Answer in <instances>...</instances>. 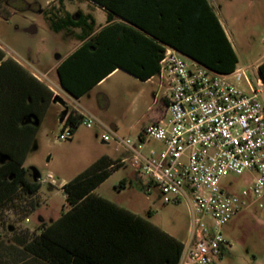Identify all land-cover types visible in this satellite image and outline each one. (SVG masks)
Listing matches in <instances>:
<instances>
[{"label":"trees","instance_id":"1","mask_svg":"<svg viewBox=\"0 0 264 264\" xmlns=\"http://www.w3.org/2000/svg\"><path fill=\"white\" fill-rule=\"evenodd\" d=\"M93 1L106 7L109 19L114 14L126 17L153 38L119 24L97 31L94 16L82 11L49 17L55 32L81 29L78 40L83 43L57 68L62 86L75 98L90 91L116 67H130L128 59L138 58L132 50L128 54L119 52L116 36L120 28L129 38H140L134 42L139 43L141 69L128 72L143 81L158 74L164 45L221 73H231L238 66L239 57L209 0H137L135 6H126L121 0ZM2 58L0 55V61ZM6 62L0 64V72ZM16 65L23 76H14L13 96L8 98L11 102L7 100L0 108V205L12 201L20 190L33 194L41 188V181L32 179L24 163L54 98L46 84ZM259 73L264 81V59ZM65 117L75 131L84 119L73 110H68ZM122 165L120 159L104 155L65 183L68 209L56 220L42 222L39 235L25 247L51 264H178L183 251L181 240L96 193ZM137 174L135 179L144 191V180ZM121 186H126L125 179Z\"/></svg>","mask_w":264,"mask_h":264},{"label":"rangeland","instance_id":"2","mask_svg":"<svg viewBox=\"0 0 264 264\" xmlns=\"http://www.w3.org/2000/svg\"><path fill=\"white\" fill-rule=\"evenodd\" d=\"M210 3L238 54V66H249L255 76L257 65L264 59V0H210ZM22 7L24 10H20ZM79 11H91L98 24L106 20L102 8L82 0H24L23 3L20 0H0V46L39 74V63L54 62L58 55L64 54L78 41L81 32L80 28L55 32L49 17L64 16L66 12L75 15ZM31 26L36 27L35 33L27 31ZM53 76L56 74L51 78ZM48 84L61 93L70 110L81 111L80 105H83L88 114L84 115L72 139L60 140L61 126L56 112L65 109L59 104L47 111L24 163L26 168H37L47 182H41L36 193L20 190L12 201L2 203L0 226L7 229L8 225H13L16 232H21L18 230L26 223L27 235L32 240L42 221H53L68 208L62 184L72 181L107 155L114 160L120 158L124 163L96 189L97 194L142 216L151 210L150 220L154 224L186 242L192 225L188 202L164 204L156 193L144 192L141 183L135 179L131 153L125 147L116 150L114 142H104L110 129L116 130L121 137L137 140L144 127L164 117V100L159 98L155 102L154 99L159 91V80L144 82L120 72L90 92L81 104L66 96L55 83ZM164 94L165 90H161L160 95ZM86 119L93 120L92 128L86 126ZM148 148L159 151L162 145L151 140ZM49 174L55 177V185L49 183ZM253 177L251 173H231L221 180V186L230 193L242 194ZM124 179L126 186L122 187ZM260 203L264 205V198L249 201L224 225L222 233L228 241V252L215 264H264V207H260ZM25 263L24 260L18 264ZM30 264H34L32 260Z\"/></svg>","mask_w":264,"mask_h":264},{"label":"built area","instance_id":"3","mask_svg":"<svg viewBox=\"0 0 264 264\" xmlns=\"http://www.w3.org/2000/svg\"><path fill=\"white\" fill-rule=\"evenodd\" d=\"M164 48L156 101L164 100L166 114L145 127L137 140L110 129L104 142L131 153L144 192L156 193L164 204L186 200L190 205L192 225L178 264H215L228 245L224 225L249 201L264 198V81L259 65L255 76L249 66L221 73L172 46ZM84 123L93 127L92 119ZM74 136L75 128L65 117L59 139ZM151 140L162 149L148 148ZM231 173L254 174L242 194L221 186ZM47 178L56 184L52 174Z\"/></svg>","mask_w":264,"mask_h":264},{"label":"crops","instance_id":"4","mask_svg":"<svg viewBox=\"0 0 264 264\" xmlns=\"http://www.w3.org/2000/svg\"><path fill=\"white\" fill-rule=\"evenodd\" d=\"M82 1L83 2L86 1V2H88L90 4H92L93 6L100 7V8H102L105 11V13H106V20H105V22H102L100 24L97 23L96 17H95V15L91 11L84 12L85 14H92L94 16V18L96 20V28H97V31L99 29H106L107 27H113L114 25L119 24L121 26H124L127 29L128 28L135 29V30H137V31H139L141 33H144L147 37L153 38L149 34L145 33V31H143L140 27H138L137 25L132 24L126 17H123V16H120V15L114 14L113 19H109V12H108V10L106 9V7L104 5H100L99 3H97V2H95L93 0H82ZM136 1L137 0H121V2L123 4H125L126 6L127 5L135 6L136 5ZM209 2H210V0H209ZM123 29L124 28H120L119 29L120 32L116 36V40L118 41V50H119V52L120 53H123V54H128L132 50V53L131 54L134 55V56L137 55L138 58H139V56H141L140 52H137V48H139L138 47L139 46V43L136 44L134 42L135 39H139L140 40L139 36H136V38H135V36H133V38H129L126 34H123V32H122ZM226 33H227V35L229 37V34H228L227 30H226ZM229 39H230V37H229ZM154 40L157 41L156 39H154ZM82 43H83L82 41L78 40L73 46L69 47V49H67V51L64 54L60 55L61 57L60 58H57L54 62H50V63H47V64L39 63V65H38V68H39L38 69V72H39V74H37L36 72H33L32 70H30L21 61H19V60L15 59L14 57H12L11 56V53L8 50H4L2 48V46H0V55H3V58L0 61V64L3 61H7L6 64L4 65V69L1 70V72H0V108H1V105L2 104H5V105L7 104L8 98L11 100V98L13 96L12 95V89L14 87V83L13 82L15 81L14 76L15 75H17V76L18 75L23 76V74L18 69V66L16 65V63L19 66H21L22 68H24L27 72L31 73L38 80H40L41 82H43L44 84H46L54 92V95L59 94L62 97L61 93L60 92H57L55 89H53L48 84V82L55 83L59 87V89L66 96H68L71 100H74V101L78 102L79 104H81V101L90 92L94 91L97 88L102 87L108 81V79L110 77L116 75L117 73L123 72V73H125V74H127V75H129V76H131V77H133L135 79L141 80L139 77H137V76L129 73L128 70H131L132 68L133 69H138V70L141 69V67L139 65L142 63V59H138V58L137 59H133V60L128 59L126 61V63H128V65H130V67H125V68H123V67H116V69L112 73H110L107 77H105L103 80H101L100 82H98L97 85H95L86 94H84L83 96H81L79 98L73 97L62 86L61 81H60L59 74L57 72V68H58L59 64L65 58H67L69 55H71ZM150 49H151V47H150ZM150 49H149L148 54L151 56ZM135 60H137V61H135ZM148 64H150V60H149ZM150 68H148V69H150ZM54 73L56 74V76H53L51 78V75L54 74ZM155 78H156V75L155 76H152L147 81H153ZM147 81H144V82H147ZM158 93H159V91L156 92V94L154 95L155 102H157L156 101V98H157V94ZM8 102H11V101L8 100ZM57 106H59V103H54L53 100H52V102H51L48 110L51 109V108L57 107ZM80 106H81L80 107L81 108V111H78L76 109H73V111L78 112V113L83 114V115L88 114L87 109L83 105H80ZM65 108H67L68 110H70V107L68 106V103L67 102H66V106L65 107L63 106V109H65ZM5 110H7V108H5ZM62 112H64V110L63 111L58 110L56 112L57 115H58V122H59V124H60L61 127H62V117H61ZM3 113H6V112H3ZM4 116H6V115H4ZM156 121H158V120H156ZM156 121H154L153 123H155ZM117 159H120V158H117ZM62 185H64V184H62ZM119 206H121V205H119ZM121 207H123V206H121ZM128 210H130V209H128ZM149 212H151V215L149 214ZM133 213H135V212H133ZM152 213L153 212L151 210H149L146 216H142V215H140V216H142V217L146 218L147 220L151 221L150 218L153 215ZM135 214H137V213H135ZM137 215H139V214H137ZM42 222H44V221H42ZM50 222H52V221H50ZM161 229H163V228H161ZM163 230L166 231L165 229H163ZM18 231H21V232H16V229L14 228L13 225H8L7 226V229L4 228L3 226H0V264H18L20 262L22 263L24 260L26 262L25 264H30V261L31 260H32V262L34 264H51V263L47 262L46 260H44V259H42L40 257L35 256L34 254H33L34 256L31 255L32 253L25 247L24 244L28 243L31 240V239H29V237L27 235L28 225L26 223H24L22 225V228L19 229ZM39 233H40V231L37 232L36 236L39 235ZM167 233H169V232H167ZM169 234L172 235L171 233H169ZM172 236H174V235H172ZM227 252H228V249H226L224 255Z\"/></svg>","mask_w":264,"mask_h":264},{"label":"water","instance_id":"5","mask_svg":"<svg viewBox=\"0 0 264 264\" xmlns=\"http://www.w3.org/2000/svg\"><path fill=\"white\" fill-rule=\"evenodd\" d=\"M27 31L30 32V33H35L37 31V29H36L35 26H31L30 28L27 29ZM60 57L61 56L58 55V58H60ZM53 102L54 103H59V104H61L64 107L66 106V101L59 94L54 95ZM67 112H68V109L65 108V110L63 112L64 114H63V117H62V121L64 120ZM29 173L31 174L32 179L34 181H39L41 179V174H40V172H39V170L37 168H34V167L30 168L29 169Z\"/></svg>","mask_w":264,"mask_h":264},{"label":"flooded vegetation","instance_id":"6","mask_svg":"<svg viewBox=\"0 0 264 264\" xmlns=\"http://www.w3.org/2000/svg\"><path fill=\"white\" fill-rule=\"evenodd\" d=\"M15 1H19V0H15ZM20 1H22V3L24 2V0H20ZM17 10H19V9H17ZM20 10H24L23 7L20 8Z\"/></svg>","mask_w":264,"mask_h":264}]
</instances>
